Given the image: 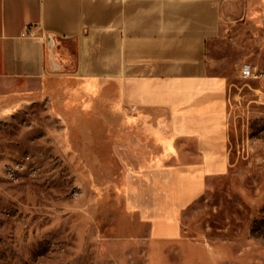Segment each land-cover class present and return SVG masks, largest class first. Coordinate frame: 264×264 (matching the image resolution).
Segmentation results:
<instances>
[{"label":"rangeland","instance_id":"rangeland-1","mask_svg":"<svg viewBox=\"0 0 264 264\" xmlns=\"http://www.w3.org/2000/svg\"><path fill=\"white\" fill-rule=\"evenodd\" d=\"M257 15L210 47L229 82L230 169L182 212L176 240L151 239L126 207L111 98L66 74L0 93V264H264V76L246 74L264 71Z\"/></svg>","mask_w":264,"mask_h":264},{"label":"crops","instance_id":"crops-1","mask_svg":"<svg viewBox=\"0 0 264 264\" xmlns=\"http://www.w3.org/2000/svg\"><path fill=\"white\" fill-rule=\"evenodd\" d=\"M254 12L264 25V0H0V93L66 74L111 98L126 207L151 239L176 240L182 212L230 169L229 82L210 47Z\"/></svg>","mask_w":264,"mask_h":264},{"label":"built area","instance_id":"built-area-1","mask_svg":"<svg viewBox=\"0 0 264 264\" xmlns=\"http://www.w3.org/2000/svg\"><path fill=\"white\" fill-rule=\"evenodd\" d=\"M246 74H248L249 76H252L254 78H261L264 76V71H260L257 68L250 69L248 67V69H246Z\"/></svg>","mask_w":264,"mask_h":264},{"label":"water","instance_id":"water-1","mask_svg":"<svg viewBox=\"0 0 264 264\" xmlns=\"http://www.w3.org/2000/svg\"><path fill=\"white\" fill-rule=\"evenodd\" d=\"M49 44H50L51 47L54 46V39H53V37H50L49 38Z\"/></svg>","mask_w":264,"mask_h":264}]
</instances>
